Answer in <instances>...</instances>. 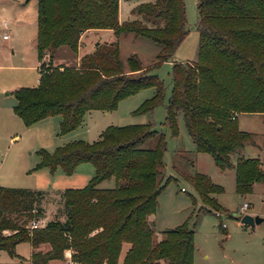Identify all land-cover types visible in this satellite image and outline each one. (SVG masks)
I'll return each mask as SVG.
<instances>
[{
    "label": "trees",
    "instance_id": "trees-1",
    "mask_svg": "<svg viewBox=\"0 0 264 264\" xmlns=\"http://www.w3.org/2000/svg\"><path fill=\"white\" fill-rule=\"evenodd\" d=\"M118 8L119 0H36L38 84L13 90V112L25 126L58 115L59 134H65L81 124L86 112L114 110L120 100L148 87L153 95L133 113L161 103L164 87L151 70L170 59L188 32L184 0L140 1L129 20H119ZM196 11V59L172 61L164 123L176 136L182 114L195 151L208 154L220 170L233 169L234 191L244 195L264 182V157L243 155L253 135L237 123L238 113L264 115V0H196ZM91 28L158 45L155 61L143 66L133 53L124 63L115 40L98 42L78 57L80 35ZM61 49L74 54L73 65L55 62ZM165 147V134L146 123L109 125L91 142L40 149L39 167L71 174L89 162L94 174L83 187L52 193L63 220L50 219L37 228L29 223L41 217L44 201L53 203L46 197L50 193L0 186V251L21 258L15 246L28 242L31 264L64 261L66 251L69 264H119L122 251L120 264H193V229L180 224L154 240L148 220L172 178L163 173ZM185 177L200 208L227 212L215 197L221 185L198 172ZM110 178L113 186H98Z\"/></svg>",
    "mask_w": 264,
    "mask_h": 264
},
{
    "label": "rangeland",
    "instance_id": "rangeland-1",
    "mask_svg": "<svg viewBox=\"0 0 264 264\" xmlns=\"http://www.w3.org/2000/svg\"><path fill=\"white\" fill-rule=\"evenodd\" d=\"M20 1L25 0H0V186L63 188L62 186L73 178L72 175L64 173L60 167L51 171L47 167L38 166L40 149L52 152L57 146L68 141V134H59L58 118L48 117L25 126L13 112L15 104L13 90L20 86H36L39 77L35 50L36 4L35 0H28L25 6H20ZM140 1L143 0H119V20L132 19L134 17L132 9ZM184 11L185 28L188 30L186 36L169 60L161 62L151 70L164 87L161 103L148 112L133 113L154 93L152 87L141 89L120 100L114 110L109 112L94 110L85 114L80 128L69 135L78 136L74 140L91 142L97 138V130L100 132L109 125L152 124L155 129L165 134L163 173L166 177L172 176L157 198L158 205L154 216L150 217L154 229L153 239H160L164 230L185 224L194 231L193 264H264V220L256 224L253 230L239 223L240 217L244 214L264 217V184H254L251 192L244 195L235 193L233 170L218 169L208 154L197 153L194 150L182 114H178L176 136L170 135L164 123L165 107L171 91L170 62H189L196 59L198 42L196 0H184ZM3 21L7 23L6 26L2 24ZM111 34V40L108 38L104 40L103 36L97 37L98 30L95 28L85 30L80 35L78 57L93 50L98 42L115 40L118 43L119 56L124 63L133 53L143 66H149L155 61L158 45L144 38H134L132 34H120L117 37ZM61 61L73 65L76 59L71 51L61 49L55 62ZM239 127L253 132L256 137L264 134V122L258 115H240ZM179 149L185 152L180 153ZM243 152L246 157L263 154L261 150L249 144L244 147ZM195 172L207 175L212 182L223 187V191L216 196L217 202L227 211L226 213L213 208L206 210L200 208L202 203L198 194L185 177ZM87 182L77 183L79 184L77 187H83ZM113 184L114 179L110 178L98 186L106 188ZM182 187L185 192L180 191ZM46 197L53 202L58 198L52 193ZM244 202L248 203V207L240 209ZM47 203L43 202L44 206H47L46 218L41 215L44 222L51 217V210L55 209L53 204ZM28 252V244L19 243L16 253L25 258ZM123 253V251L120 253L119 264ZM0 264L25 263H19L7 252L1 251Z\"/></svg>",
    "mask_w": 264,
    "mask_h": 264
},
{
    "label": "crops",
    "instance_id": "crops-1",
    "mask_svg": "<svg viewBox=\"0 0 264 264\" xmlns=\"http://www.w3.org/2000/svg\"><path fill=\"white\" fill-rule=\"evenodd\" d=\"M28 0H25L24 2H19L20 3V6L22 5H24L25 6V3L27 2ZM35 4H36V0H35ZM21 8H23V7H21ZM3 22H5V21H3ZM3 24V23H2ZM6 25H7V23H6ZM5 25V26H6ZM96 30H98V38L99 37H102L103 36V38H104V40H106L107 38L108 39H110L111 37V33H112V31H111V29H96ZM36 32V31H35ZM107 39V40H108ZM111 40V39H110ZM170 63H172V61L170 62ZM37 66H38V64H37ZM18 88V87H17ZM16 89V88H15ZM15 102H16V100H15ZM92 111H94V110H91V111H88V112H86L85 114L87 115V114H89L90 112H92ZM109 112V111H108ZM84 114V115H85ZM258 115V116H260L261 118H262V121H263V119H264V116H263V114H261V113H240V114H237V123H238V127H239V117H240V115ZM16 115V114H15ZM17 116V115H16ZM48 117H56V118H58V120L60 121V117L58 116V115H54V116H48ZM48 117H45V118H48ZM84 117V116H83ZM178 118V117H177ZM44 119V118H43ZM241 122V121H240ZM264 122V121H263ZM36 123V122H35ZM34 123V124H35ZM77 128H80V125L78 126V127H76L75 129H73V130H71V131H69V132H67V133H65L64 135H67L68 134V141L67 142H69V141H73L74 139H76V137H78V136H76V135H69V134H74L73 132H75V130L77 129ZM240 128V127H239ZM101 129V128H100ZM241 129V128H240ZM241 130H243V129H241ZM99 130H97V132H96V136L98 137V135H99V133L102 131V129L100 130V132H98ZM246 131V130H245ZM250 132V131H249ZM252 133V135H253V141L251 142V143H247V144H249V145H251V146H253V147H256V148H258L259 150H261L262 152L261 153H263L261 156L260 155H258V156H251V157H259L261 160L263 159V157H264V134H262L260 137H256V134H254L253 132H251ZM14 139V138H13ZM193 142V141H192ZM246 144V145H247ZM193 145H194V143H193ZM245 145V146H246ZM244 146V147H245ZM180 150V153H182V151L183 152H185L184 150H181V149H179ZM194 150H195V146H194ZM243 151H244V148H243ZM242 151V153H243V155H246L245 154V152H243ZM197 153H199V152H197ZM248 155V154H247ZM249 156V155H248ZM233 170V169H232ZM234 172V171H233ZM76 175H75V174ZM93 174H94V167H93V165L91 164V163H89V162H82V163H80V164H78L76 167H75V169H74V171L70 174V175H72L73 176V178L72 179H70V181H68V183L67 184H64V186H62L63 188H48V189H40V190H43V191H46V192H48V193H54V192H61L63 189H65V188H78L77 186L79 185V184H77V183H83L84 181H88L92 176H93ZM78 178H80V179H78ZM86 179V180H85ZM256 183H263L264 184V182H256ZM256 183H254V184H256ZM254 184H253V186H254ZM220 185V184H219ZM183 188V187H182ZM182 188H180V191H182V192H185V189L183 188V190H181ZM33 189V188H32ZM35 189V188H34ZM221 193V192H220ZM161 194V193H160ZM219 194V193H218ZM218 194H216V195H218ZM215 195V197H216V200H217V196ZM159 197V196H158ZM47 204H53L54 206H55V209H53V210H51V217L49 218V219H47L46 221H48V220H50V219H54V218H58V219H60V220H63V215L61 214V211L59 212V211H57L58 210V208L59 207H61L60 206V204H56L55 202H53V203H47ZM158 205V204H157ZM43 207V212H42V214H43V216L46 218V216H45V214H46V210H47V206L45 205V206H42ZM157 208V207H156ZM155 214V213H154ZM154 214H152L151 216H154ZM151 216H149L148 217V220L150 221V223H152V221H151V219H150V217ZM41 218V217H40ZM42 219V218H41ZM242 225V224H241ZM225 235H228L227 233L225 234ZM21 243V242H20ZM23 243H27L28 244V246H29V252H28V256L27 257H22V256H20L19 254V256L21 257V258H17V257H12V258H14V259H16L19 263H25V264H31L30 262H28V258L30 257V254H31V252H32V248H31V246L29 245V243L28 242H23ZM18 245H19V243L18 244H16V246H15V250L17 251V247H18ZM3 251V250H2ZM15 251V252H16ZM1 252V251H0ZM18 252H20L19 250H18ZM69 255H70V252L69 251H66L65 252V260L64 261H50L49 263H47V264H69Z\"/></svg>",
    "mask_w": 264,
    "mask_h": 264
},
{
    "label": "water",
    "instance_id": "water-1",
    "mask_svg": "<svg viewBox=\"0 0 264 264\" xmlns=\"http://www.w3.org/2000/svg\"><path fill=\"white\" fill-rule=\"evenodd\" d=\"M264 220V217L258 215L244 214L240 217L239 223L247 225L250 229H254V226Z\"/></svg>",
    "mask_w": 264,
    "mask_h": 264
},
{
    "label": "built area",
    "instance_id": "built-area-1",
    "mask_svg": "<svg viewBox=\"0 0 264 264\" xmlns=\"http://www.w3.org/2000/svg\"><path fill=\"white\" fill-rule=\"evenodd\" d=\"M3 25L5 26L6 25V22H3ZM3 37H6V35H3ZM183 190V188L181 189ZM248 207V203L244 202L241 206H240V209H245ZM216 215L219 216V213L216 212ZM45 222L39 217V218H36V219H32L29 223V227L30 228H37V227H40L44 224Z\"/></svg>",
    "mask_w": 264,
    "mask_h": 264
}]
</instances>
